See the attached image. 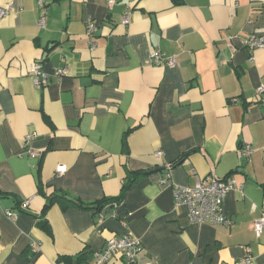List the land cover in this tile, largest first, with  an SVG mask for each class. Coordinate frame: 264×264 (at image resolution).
Masks as SVG:
<instances>
[{
  "label": "crops",
  "instance_id": "0c3cea01",
  "mask_svg": "<svg viewBox=\"0 0 264 264\" xmlns=\"http://www.w3.org/2000/svg\"><path fill=\"white\" fill-rule=\"evenodd\" d=\"M43 3L40 27L37 0H0L11 7L0 17V264H66L58 258L83 249L98 264L106 239L124 234L141 242L135 260L99 264H234L247 255L264 264V228L256 237L251 226L264 216V107L254 98L264 46L242 44L264 35V0ZM154 49L176 65L155 64ZM34 61L49 75L41 89L28 73ZM57 67H66L60 78ZM30 132L35 156L24 144ZM137 173L119 202L76 204L118 196ZM209 175L233 181L222 203L229 224L188 223L187 208L174 205L173 185ZM60 193L76 202L44 209Z\"/></svg>",
  "mask_w": 264,
  "mask_h": 264
},
{
  "label": "built area",
  "instance_id": "2783aa9c",
  "mask_svg": "<svg viewBox=\"0 0 264 264\" xmlns=\"http://www.w3.org/2000/svg\"><path fill=\"white\" fill-rule=\"evenodd\" d=\"M115 0H108V4L114 3ZM38 6H41L43 11L38 19V25L42 27L46 19V10L43 8V0H37ZM11 7L10 5L0 7V17L6 16ZM131 9L126 7L121 18L122 24H128L130 20ZM96 26L95 23L89 22L87 25V34L93 35ZM242 44L247 48H260L264 46V35L250 34L247 38L242 39ZM94 42L90 40V47L93 48ZM150 60L155 64H165L170 67L176 65V58L168 56L159 50H152L150 53ZM28 73L32 78L34 85L41 89L48 84L49 75L42 70V65L39 61L32 62L28 67ZM66 73V67H57L54 70V75L58 78ZM255 101L264 107V84H261L255 93ZM35 137L34 132H30L24 137V144L29 146L28 154L35 156L37 152L33 151L30 147V142ZM244 156L248 157L251 153V145L246 143L242 149ZM156 157L161 155V151L155 153ZM66 170L65 165L56 167L57 173H63ZM170 179V166H167L164 176L160 179L161 184H165ZM233 187L231 179H221L214 175H209L203 179L198 178L193 186H177L173 185V199L175 206H184L187 208L188 223L191 224H204L211 225L229 224L230 221L222 213V203L225 195ZM20 207L23 210H28L29 201L27 199L21 201ZM5 214L8 217H16L17 213L12 210H6ZM252 229L256 237H260L264 228V216L257 217L253 220ZM141 249V242L138 238L124 234L122 236H112L105 241L103 249L94 253L97 263H106L110 258L115 255H120L126 262L131 263L135 260L138 252ZM34 252L37 247L34 244L32 247ZM252 257L247 255L239 259L234 264H251Z\"/></svg>",
  "mask_w": 264,
  "mask_h": 264
},
{
  "label": "trees",
  "instance_id": "16d2710c",
  "mask_svg": "<svg viewBox=\"0 0 264 264\" xmlns=\"http://www.w3.org/2000/svg\"><path fill=\"white\" fill-rule=\"evenodd\" d=\"M173 1L174 2H178V0H173ZM137 175H141V174L137 173L136 175H131L128 178V182H126L122 186V190H121L120 194L118 196H116V197L105 198L102 202L91 203V204H88V205H83L81 203H76V204L79 205V206L85 207V208L95 209V207H96V209L97 208L100 209V208L103 207V204L105 205L106 203H109V204L117 203V202H119L122 199L125 189L136 179L135 176H137ZM61 199H66V200H69V201L73 200V199H70L69 197H66V195H64L63 193L55 194V195L50 196L48 198V201L46 202L44 209H46L55 200H57L58 202L62 203ZM74 201L75 200H73L71 202H74ZM20 203H18L19 207H20ZM20 209L23 210L21 207H20ZM23 211H27V210H23ZM39 225H40V227H42L46 231H49V227H48V225L46 224V222L43 219L39 221ZM88 255H89V251L83 249L75 257V260H73V261H72L71 257H59L58 260H62L66 264H87Z\"/></svg>",
  "mask_w": 264,
  "mask_h": 264
}]
</instances>
